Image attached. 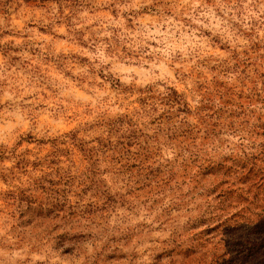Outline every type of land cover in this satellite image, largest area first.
<instances>
[{
	"label": "rangeland",
	"instance_id": "rangeland-1",
	"mask_svg": "<svg viewBox=\"0 0 264 264\" xmlns=\"http://www.w3.org/2000/svg\"><path fill=\"white\" fill-rule=\"evenodd\" d=\"M0 264H264V0H0Z\"/></svg>",
	"mask_w": 264,
	"mask_h": 264
},
{
	"label": "trees",
	"instance_id": "trees-1",
	"mask_svg": "<svg viewBox=\"0 0 264 264\" xmlns=\"http://www.w3.org/2000/svg\"><path fill=\"white\" fill-rule=\"evenodd\" d=\"M87 152V157H89V153L91 152L90 150H86V151H84V153H86ZM89 184H95V183H93V180H90V182H89ZM82 212V211H81ZM72 250V249H71ZM71 250H66V251H68L69 253H71Z\"/></svg>",
	"mask_w": 264,
	"mask_h": 264
}]
</instances>
